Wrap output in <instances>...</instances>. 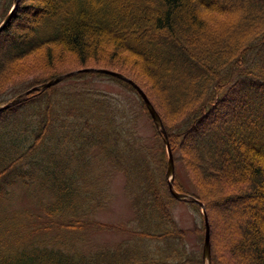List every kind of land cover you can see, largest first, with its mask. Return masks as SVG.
Returning <instances> with one entry per match:
<instances>
[{
  "label": "trees",
  "instance_id": "trees-1",
  "mask_svg": "<svg viewBox=\"0 0 264 264\" xmlns=\"http://www.w3.org/2000/svg\"><path fill=\"white\" fill-rule=\"evenodd\" d=\"M14 3L0 0V24ZM85 67L125 74L154 104L193 185L176 169V189L205 205L212 264H264V0H19L0 33V104ZM168 163L124 80L82 72L28 94L0 111V203L22 186L36 208L0 218V264H205L202 208L185 201L201 219L180 225ZM116 174L133 214L113 223L96 215ZM213 210L235 231L224 254ZM101 232L124 237L88 245Z\"/></svg>",
  "mask_w": 264,
  "mask_h": 264
},
{
  "label": "rangeland",
  "instance_id": "rangeland-1",
  "mask_svg": "<svg viewBox=\"0 0 264 264\" xmlns=\"http://www.w3.org/2000/svg\"><path fill=\"white\" fill-rule=\"evenodd\" d=\"M240 18L239 14H234L230 17V20L234 21L236 19ZM99 85L110 91H125L124 87H122L120 84L114 82L113 80H110L108 77H101L97 78ZM131 96H133L132 93H129ZM134 97V96H133ZM144 123V131L147 133H150L152 131V126L150 122L146 119L143 121ZM176 169L179 173L180 181L184 185V187L189 191L193 189V185L191 183V180L189 179L185 169L182 167L180 162H177ZM111 200L109 201L108 205L102 209L98 214L96 215L97 218L103 221L108 222H122L126 221L130 217H132V207L130 205V201L128 196L126 195L124 191V177L122 174H116L114 178L111 181ZM32 190L27 189L22 186L12 187L10 191L9 198L0 203V218L5 219L6 221H11L8 224H12L14 222V219H16V222L18 221L17 218H19L21 212L28 211H34L36 208V201L31 196ZM191 193V191H189ZM34 193V192H32ZM214 214H216V239L218 243V248L220 252L223 254L227 252V248L229 247V244L231 240H233V236L229 235L231 232L232 234L235 232L233 229L228 228H222V221L219 217L218 211L213 210ZM174 214L176 216V219L183 227L191 228L194 226L196 221H200L201 216L199 213L193 209L187 202L180 201L176 205V208L174 210ZM4 220V222H5ZM5 223V225H8ZM124 236L120 233H112V232H101L96 233L93 235L91 240L88 242V245H110L115 246L117 242H119ZM190 240L192 244L196 245L197 239L195 238V235L192 234L190 236ZM36 241V239L32 240ZM30 241V242H32ZM38 241V240H37ZM204 249V243H202V250ZM205 264H209L208 260H206Z\"/></svg>",
  "mask_w": 264,
  "mask_h": 264
},
{
  "label": "water",
  "instance_id": "water-1",
  "mask_svg": "<svg viewBox=\"0 0 264 264\" xmlns=\"http://www.w3.org/2000/svg\"><path fill=\"white\" fill-rule=\"evenodd\" d=\"M19 0H15L14 6L12 7L10 13L8 14V16L3 20V22L0 24V33L3 31V29L6 27V25L9 23V21L12 18L13 12L18 4ZM82 72H92V73H105V74H109L113 77H116L118 79L124 80L126 82H128L129 84H131L136 90L137 92L140 94V96L142 97V99L144 100L152 118L154 123L156 124L157 128L162 130L164 133V139L167 145V151H168V155H169V163H168V171H167V176H168V181H169V189H170V193L171 195L176 198L177 200H181V201H194L195 203H197L198 205H200V207L202 208V212L204 214V219H205V225H206V233H205V241H204V249H203V255H204V260L206 262V260H208L209 264H212V258H211V240H210V225H209V218H208V214L205 208V205L203 202H201L200 200H198L196 197H194L191 194L188 193H184V192H180L176 189L175 184H174V178H175V174H176V167H175V159H174V154H173V150L171 148V144H170V140L166 131V128L164 126L163 120L159 114V112L157 111V109L155 108L154 104L152 103V101L150 100V98L148 97V95L146 94V92L140 87V85H138L132 78L126 76L125 74L117 71V70H112V69H107V68H99V67H85V68H81V69H76V70H72L69 71L67 73H63L60 74L54 78H52L51 80L44 82L42 84L36 85L30 89H28L27 91L19 94L18 96L14 97L13 99L9 100L6 103L0 104V111L6 110L16 104H19L20 102H23L26 98L27 95L40 90V91H44L46 88L52 87L60 82H62L64 79L71 77L77 73H82Z\"/></svg>",
  "mask_w": 264,
  "mask_h": 264
},
{
  "label": "bare ground",
  "instance_id": "bare-ground-1",
  "mask_svg": "<svg viewBox=\"0 0 264 264\" xmlns=\"http://www.w3.org/2000/svg\"><path fill=\"white\" fill-rule=\"evenodd\" d=\"M28 4V3H27Z\"/></svg>",
  "mask_w": 264,
  "mask_h": 264
}]
</instances>
